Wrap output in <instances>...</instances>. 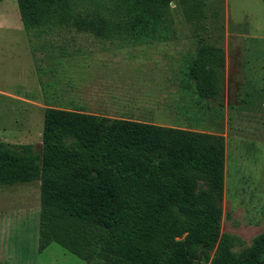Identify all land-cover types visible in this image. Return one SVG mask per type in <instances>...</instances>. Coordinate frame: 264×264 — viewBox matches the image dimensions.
Returning a JSON list of instances; mask_svg holds the SVG:
<instances>
[{
    "label": "trees",
    "instance_id": "trees-1",
    "mask_svg": "<svg viewBox=\"0 0 264 264\" xmlns=\"http://www.w3.org/2000/svg\"><path fill=\"white\" fill-rule=\"evenodd\" d=\"M83 1L16 0L28 33L62 25L136 42L173 36L177 9L200 28L206 2ZM197 43L185 85L219 100L223 49ZM225 154L221 134L47 107L40 150L0 140V186L38 182V250L55 242L93 264H264V230L240 253L220 233Z\"/></svg>",
    "mask_w": 264,
    "mask_h": 264
},
{
    "label": "rangeland",
    "instance_id": "rangeland-1",
    "mask_svg": "<svg viewBox=\"0 0 264 264\" xmlns=\"http://www.w3.org/2000/svg\"><path fill=\"white\" fill-rule=\"evenodd\" d=\"M79 1L77 10L86 4ZM110 1L99 3L106 6ZM202 8L200 28L187 22L180 9L173 10L174 35L165 40L96 39V35L78 33L71 26L48 25L31 31L28 52L20 34L24 27L17 26L21 20L16 0H0V140L32 143L40 150L43 109L21 97L39 94L35 78L41 81L44 77V55L51 66H57L58 59L93 65L101 58L95 55L109 48L116 67L123 66V59L136 57L120 73L123 83L116 91V102L108 104L111 109L92 111L223 135L226 154L220 233L231 234V249L240 253L264 230V0H206ZM199 37L221 46L224 52L220 104L216 99L198 98L182 77ZM64 39L73 41L64 51L65 59L60 58ZM43 41L51 48L43 44L49 52L41 54ZM87 88L85 83L81 85L80 98H91ZM39 196L36 181L0 186V216L8 224L2 226L7 235L0 246V264H93L55 242L38 250Z\"/></svg>",
    "mask_w": 264,
    "mask_h": 264
},
{
    "label": "crops",
    "instance_id": "crops-1",
    "mask_svg": "<svg viewBox=\"0 0 264 264\" xmlns=\"http://www.w3.org/2000/svg\"><path fill=\"white\" fill-rule=\"evenodd\" d=\"M21 20V19H20ZM18 27L23 28V24L21 21V25H17ZM22 30V31H21ZM21 38H22V43L26 44L28 52L31 50L30 46L31 43L28 39L30 33H26L24 29H21ZM78 33H88L92 34L89 32H83V31H77ZM19 34V35H20ZM97 39V36H95ZM99 39V38H98ZM72 43L73 41H70L68 43L67 39L62 40L61 42V56L60 58L67 57V54L65 55V49H68V45ZM45 45L44 41L40 43V47L42 50L41 54H44L45 52H49L44 50ZM138 44V43H135ZM46 48H51L50 44L47 46L45 45ZM72 47V46H71ZM108 49L103 51V53H97L101 58L97 59L96 63L87 64L85 62L83 63H71L68 60L61 61L58 59L57 61V66H51V63L49 61V57H46L44 55L43 59V66H44V77L40 81V79L36 76L35 81L38 84L37 89H39V94L37 92L36 96L33 98H28V97H21L22 100H25L29 104L39 107L40 109H44L47 107H54V108H61V109H67V110H76V111H84L87 113L95 114V115H100V116H107V117H119V118H132V117H127V116H113L111 114H106V113H97L92 110L96 109H105L104 111H107L111 109V107H108V104H112L116 102V94L119 89L121 80L120 78V73L124 72L125 70L129 69L131 64L128 62H131L130 60H135L136 57H132L129 59H123L124 63L123 66L116 67L114 58L115 56L109 54L110 52ZM80 51V50H79ZM81 52V51H80ZM82 55H85L83 52ZM111 55V58H106L107 56ZM33 57V52L31 51V58ZM92 57V55H91ZM87 58V57H86ZM126 65V67H125ZM92 72H87L88 70H91ZM131 73V72H130ZM93 74V75H90ZM94 82V83H91ZM40 83V84H39ZM85 83V86L87 88V94L89 93V96L91 98H85L82 97L80 98L78 93L80 92L79 88H81V85ZM94 84V87L89 86V84ZM80 86V87H79ZM132 87V84H131ZM91 88V90H90ZM128 89V87L126 86ZM151 93V92H150ZM15 96V95H12ZM16 98H19L18 96H15ZM86 99V100H85ZM133 100V99H131ZM121 102H127L131 103L129 99L125 100L121 99ZM143 101V100H142ZM89 106H91V110H89ZM130 115V114H126ZM132 116V115H130ZM139 120V119H138ZM143 121V120H142ZM158 124V123H156ZM163 125V124H160ZM168 126V125H166ZM171 126V125H169ZM196 130V129H193ZM201 131V130H199ZM207 132V131H205ZM0 219H3L2 216H0ZM4 222V219L0 223V246H3L4 244V238L5 235H7V232H4L3 227L6 226ZM3 226V227H2ZM3 253V249L0 248V255ZM0 260H3V256H0Z\"/></svg>",
    "mask_w": 264,
    "mask_h": 264
}]
</instances>
